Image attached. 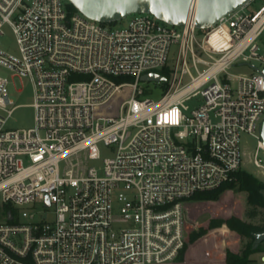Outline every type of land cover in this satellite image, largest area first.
<instances>
[{"label": "built area", "instance_id": "2783aa9c", "mask_svg": "<svg viewBox=\"0 0 264 264\" xmlns=\"http://www.w3.org/2000/svg\"><path fill=\"white\" fill-rule=\"evenodd\" d=\"M197 1L183 24L138 12L118 26L70 0H0V64L19 91L32 84L34 110L33 126L8 125L17 105L0 75V264H171L186 199L241 168L242 133L264 173V0L208 28ZM238 63L259 70L230 72ZM147 72L166 77L150 81L161 95L143 96Z\"/></svg>", "mask_w": 264, "mask_h": 264}, {"label": "rangeland", "instance_id": "374dc122", "mask_svg": "<svg viewBox=\"0 0 264 264\" xmlns=\"http://www.w3.org/2000/svg\"><path fill=\"white\" fill-rule=\"evenodd\" d=\"M132 16L129 15L115 22L118 26H124ZM201 35L199 36V38ZM4 49L11 52H16V40L11 29L6 28L5 35L2 37ZM175 49H172V52ZM257 64L258 62L255 61ZM200 70L205 66L199 64ZM252 68L248 65H240L239 63L230 68V72L244 73L251 72ZM192 72L196 73L194 68ZM14 72L6 66L0 64V75L8 78L9 97L13 100V105H17L12 116L9 119L8 125L13 128L30 127L34 125V110L30 103L33 101L32 84L27 79H22L23 88L18 90L16 86ZM185 80H188L187 78ZM141 85L146 90L143 96L157 97L163 92L166 83L156 84L154 82H142ZM186 103L193 107L202 103L201 96H195ZM257 138L248 132L241 134L242 146V163L241 168L252 172L258 178L264 181V173L260 167H257L253 161V154L256 148ZM259 155L264 161V149H259ZM37 209H31L37 216ZM255 212V214H252ZM237 215L240 218L253 222L255 224H264V207L255 206L248 202V193L244 190L228 189L218 201H186L184 207V223L185 235L194 228H199L202 225L207 226L209 219L213 216L229 217ZM51 217V214H50ZM218 228V227H216ZM229 229V228H228ZM209 232V230H208ZM207 232V233H208ZM206 233V234H207ZM205 234V235H206ZM209 240V241H207ZM249 239L239 236L235 231L229 229L219 230L212 233L208 237L203 238L195 245L186 251L183 261L174 260L171 264H225L224 255L227 248L235 250H243ZM207 241V242H206ZM221 243H223V254ZM193 244V243H192ZM191 244V245H192ZM263 254H252L253 261L250 264H264L262 259Z\"/></svg>", "mask_w": 264, "mask_h": 264}, {"label": "water", "instance_id": "95a60500", "mask_svg": "<svg viewBox=\"0 0 264 264\" xmlns=\"http://www.w3.org/2000/svg\"><path fill=\"white\" fill-rule=\"evenodd\" d=\"M249 0H198L195 12V25L208 28L223 15L240 7ZM82 13L90 18L103 22H113L125 18L132 13L147 12L173 24L185 23L192 0H70ZM254 69L259 70L254 64ZM264 74V70H260ZM142 80L161 81L166 77L159 72H147ZM261 141L264 145V119L260 129ZM49 204V200H47ZM11 217V214H10ZM264 240V230L256 233L255 245Z\"/></svg>", "mask_w": 264, "mask_h": 264}, {"label": "trees", "instance_id": "16d2710c", "mask_svg": "<svg viewBox=\"0 0 264 264\" xmlns=\"http://www.w3.org/2000/svg\"><path fill=\"white\" fill-rule=\"evenodd\" d=\"M70 6L72 9L77 10L72 3ZM162 72L166 76L169 75L167 68L163 69ZM231 188L247 191L248 202L250 204L264 207V181L243 168H239L231 179L223 182L221 185L212 189L198 190L187 198L186 201H218L222 194ZM252 214H255V212ZM228 228L235 231L241 237H247L249 240L243 250L235 251L227 248L225 252V264H250L253 261L252 254H264V240L258 245H255L256 233L264 230V224H255L237 215H231L229 217L213 216L209 219L207 226L202 225L188 232L184 245L175 260L183 261L190 245L204 236L208 230L209 232L203 238L221 229L229 231ZM220 246L223 254V243Z\"/></svg>", "mask_w": 264, "mask_h": 264}, {"label": "crops", "instance_id": "0c3cea01", "mask_svg": "<svg viewBox=\"0 0 264 264\" xmlns=\"http://www.w3.org/2000/svg\"><path fill=\"white\" fill-rule=\"evenodd\" d=\"M205 236V235H204ZM204 236H202L201 238H199L197 241H195L192 245H190L191 247L193 246V245H195L197 242H199V241H201L202 240V238L204 237ZM190 248V247H189ZM233 250H235V249H233ZM235 251H237V250H235ZM223 259H225V255H224V258Z\"/></svg>", "mask_w": 264, "mask_h": 264}, {"label": "bare ground", "instance_id": "6f19581e", "mask_svg": "<svg viewBox=\"0 0 264 264\" xmlns=\"http://www.w3.org/2000/svg\"><path fill=\"white\" fill-rule=\"evenodd\" d=\"M263 145V143H261ZM264 146V145H263Z\"/></svg>", "mask_w": 264, "mask_h": 264}]
</instances>
